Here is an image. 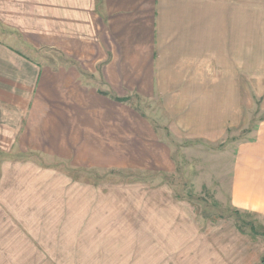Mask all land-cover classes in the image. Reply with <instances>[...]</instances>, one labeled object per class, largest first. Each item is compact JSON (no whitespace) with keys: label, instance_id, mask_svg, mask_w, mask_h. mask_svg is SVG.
<instances>
[{"label":"crops","instance_id":"crops-1","mask_svg":"<svg viewBox=\"0 0 264 264\" xmlns=\"http://www.w3.org/2000/svg\"><path fill=\"white\" fill-rule=\"evenodd\" d=\"M252 76V10L238 0H0V264H58L2 226L1 207L21 221L41 208L25 182L1 181L13 151L116 160L100 147L124 144L126 108L142 120L120 99L219 97ZM252 135L230 183V205L251 216L264 215V118Z\"/></svg>","mask_w":264,"mask_h":264},{"label":"rangeland","instance_id":"rangeland-1","mask_svg":"<svg viewBox=\"0 0 264 264\" xmlns=\"http://www.w3.org/2000/svg\"><path fill=\"white\" fill-rule=\"evenodd\" d=\"M240 2L252 10L251 81L221 82L219 97H126L142 120L126 108L124 144L100 147L116 160L13 151L1 181L25 182L41 208L21 221L1 207L6 232L58 264H264L263 237L239 231L230 205L236 147L264 118V0ZM245 218L264 227L262 214Z\"/></svg>","mask_w":264,"mask_h":264},{"label":"trees","instance_id":"trees-1","mask_svg":"<svg viewBox=\"0 0 264 264\" xmlns=\"http://www.w3.org/2000/svg\"><path fill=\"white\" fill-rule=\"evenodd\" d=\"M120 99V98H118ZM120 100H126V97H124L123 99ZM233 214L235 215V220L237 223V227L239 229V231L241 232H247L253 236H258L260 235L261 237L264 238V227L261 229H258L257 226L258 224H256L254 221L246 219L245 216L249 213H245L242 212L236 208H231ZM251 216V215H250ZM262 261H264V254L262 256Z\"/></svg>","mask_w":264,"mask_h":264}]
</instances>
